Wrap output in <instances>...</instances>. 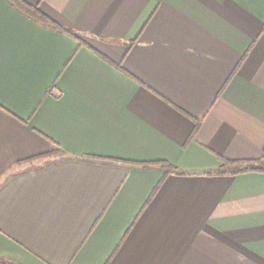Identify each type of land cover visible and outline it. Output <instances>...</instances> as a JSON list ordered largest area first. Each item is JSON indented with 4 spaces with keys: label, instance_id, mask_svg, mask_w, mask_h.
<instances>
[{
    "label": "crops",
    "instance_id": "1",
    "mask_svg": "<svg viewBox=\"0 0 264 264\" xmlns=\"http://www.w3.org/2000/svg\"><path fill=\"white\" fill-rule=\"evenodd\" d=\"M18 1L0 258L264 264V0Z\"/></svg>",
    "mask_w": 264,
    "mask_h": 264
},
{
    "label": "trees",
    "instance_id": "2",
    "mask_svg": "<svg viewBox=\"0 0 264 264\" xmlns=\"http://www.w3.org/2000/svg\"><path fill=\"white\" fill-rule=\"evenodd\" d=\"M13 1L16 2V4L18 5V7H21V8H23L24 10H26L27 13L32 14L35 18H37L39 21H41V23H42V22H43V23H46V24L51 23V22H49L47 19H45L42 15L37 14L36 11L32 10L30 7H28L27 5L23 4L22 2H19L18 0H13ZM50 25H52V24H50ZM55 27H56V26H55ZM63 31H64L65 33H67V35H70V36H73V37H74L73 33L69 32V31H67V30H63ZM166 167L169 168V170L171 169V168L168 167V166H166ZM0 264H14V263H12V262H10V261L4 259V258H0Z\"/></svg>",
    "mask_w": 264,
    "mask_h": 264
}]
</instances>
